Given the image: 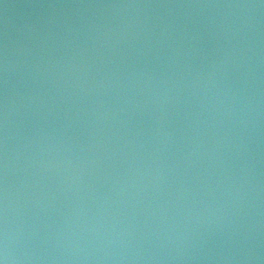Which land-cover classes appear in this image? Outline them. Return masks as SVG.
Here are the masks:
<instances>
[{
	"label": "water",
	"instance_id": "water-1",
	"mask_svg": "<svg viewBox=\"0 0 264 264\" xmlns=\"http://www.w3.org/2000/svg\"><path fill=\"white\" fill-rule=\"evenodd\" d=\"M0 121L264 144V0H0Z\"/></svg>",
	"mask_w": 264,
	"mask_h": 264
}]
</instances>
